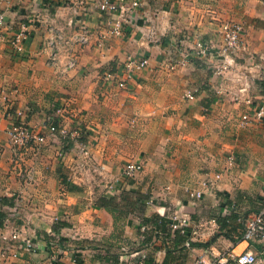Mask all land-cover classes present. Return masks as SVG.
Listing matches in <instances>:
<instances>
[{"label":"crops","instance_id":"0c3cea01","mask_svg":"<svg viewBox=\"0 0 264 264\" xmlns=\"http://www.w3.org/2000/svg\"><path fill=\"white\" fill-rule=\"evenodd\" d=\"M0 8L7 35L22 24L30 33L21 53L0 45V104L8 98L47 135L39 147L15 148L0 109V213L34 241L5 264H118L136 253V262L196 264L247 250L264 264V242L240 240L264 204V116L255 117L264 95V1L140 0L123 36L104 47L97 37L109 17L94 0H0ZM226 21L244 26L236 55L221 54ZM84 25L88 43L79 40ZM199 41L212 53L200 54ZM129 56L148 58V67L126 88L103 80L105 70L123 75ZM51 125L80 138L68 144ZM128 162L143 169L128 177ZM195 190L201 199L190 197ZM157 215L170 225L186 220L189 235L155 230ZM58 223L68 225L56 231Z\"/></svg>","mask_w":264,"mask_h":264},{"label":"built area","instance_id":"2783aa9c","mask_svg":"<svg viewBox=\"0 0 264 264\" xmlns=\"http://www.w3.org/2000/svg\"><path fill=\"white\" fill-rule=\"evenodd\" d=\"M66 1L79 6L84 5V0ZM94 4L102 14L109 17V20L106 22V28L101 29L97 37L98 47H104L111 38L123 36L125 32V24H129L132 21L133 15L137 12L140 5V0H132L129 4L125 3V0H94ZM220 32L223 40L220 48L221 54L236 55L243 46V24L226 21L221 25ZM29 34L28 27L22 24L19 31L14 32L12 35H7V15L6 12L0 8V45L8 44L14 51L21 53L24 51V44L28 39ZM89 36V30L84 25L83 34L79 36V40L81 43H88ZM197 48L200 54H208L213 51L208 44L203 43L202 41L197 43ZM73 65L74 64L71 66ZM148 65L149 59L146 57L136 58L134 56H129L124 64L123 75L111 70H105L102 77L106 82H114L118 87L126 88L135 72L147 68ZM224 68L225 66L222 67V69ZM186 96L190 99L193 98L191 92ZM260 102L258 109L255 111V117L257 119H261L264 116V95H262ZM8 103V98H5L4 104H0V109L2 111L4 110V113L9 120L6 133L10 144L17 149L29 148L31 146L39 147L45 144L47 141V135L32 129L24 119V111H13L12 106H10V104L8 105ZM249 120V115L243 116V121ZM49 130L51 134L57 132L64 139L69 138L75 141H78L81 135V131L79 130L68 131L64 127L57 128L55 125H51ZM79 144L83 153L88 154V150L85 147L86 145L82 142ZM234 163V157H229L228 166L232 167ZM142 169V163L128 162L123 169V174L128 177H134ZM221 176V173L216 174L215 181L219 180ZM213 185V182H204L205 188ZM203 194L202 190H195L190 192V197L192 199H201ZM1 200L2 199L0 198V202ZM185 221L186 220L183 219L182 222H173L171 224V229L181 230L183 232ZM244 224L241 240L248 242H264V204L249 216ZM23 233V229H19L15 225H12L9 219L5 220L3 225L0 226V264H5L10 257L16 256L21 250L31 251L34 248V241L23 236ZM60 244V238H57V235L53 236V240L51 241L52 247L58 250ZM136 255L138 256V253L130 256L122 255L118 264H149L144 257H142L139 262H136V259L134 258ZM54 258L56 259L57 256ZM257 262L258 256L247 250L239 254L231 251L230 253H226L210 261L200 258L196 261V264H257Z\"/></svg>","mask_w":264,"mask_h":264},{"label":"trees","instance_id":"16d2710c","mask_svg":"<svg viewBox=\"0 0 264 264\" xmlns=\"http://www.w3.org/2000/svg\"><path fill=\"white\" fill-rule=\"evenodd\" d=\"M65 141H67L68 144H71V141L69 140V138H67ZM68 146H69V145H68ZM106 206H107V205H106ZM218 222H219V221H218ZM222 222H223V223H222L223 225H222L221 228H224V225H225V226L227 225V219H223ZM3 223H4V222H3V215L0 213V226H2ZM151 223H152V227H153L155 230L161 232V233L164 234V235H165V234L170 235L171 225H170V223H168V222L164 219V217L157 215V216L153 217V219L151 220ZM67 225H68L67 223H58V225L56 224V226L54 227V229H55L56 231H58L62 226H67ZM183 231H184V235H189L188 230L183 229ZM149 233H150V232H149ZM151 233H152V232H151ZM149 235H150V234H149ZM227 235H228L230 238H233V235H231V233H229V234L227 233ZM150 238H151V236H147L145 242L148 241ZM181 239L183 240L184 238H181ZM240 240H241V237H240ZM170 252H171V251H170ZM119 260H120V258L117 257L116 262L119 261ZM137 260L139 261L140 258H138ZM118 263H119V262H118ZM57 264H62V263H57ZM149 264H153V263L149 262ZM164 264H167V260H166V262H164Z\"/></svg>","mask_w":264,"mask_h":264},{"label":"rangeland","instance_id":"374dc122","mask_svg":"<svg viewBox=\"0 0 264 264\" xmlns=\"http://www.w3.org/2000/svg\"><path fill=\"white\" fill-rule=\"evenodd\" d=\"M242 248H243V247H241V248L239 249V251H241V250H242Z\"/></svg>","mask_w":264,"mask_h":264}]
</instances>
